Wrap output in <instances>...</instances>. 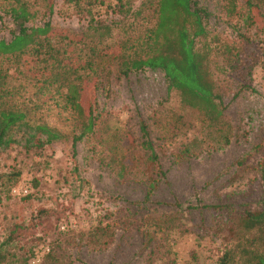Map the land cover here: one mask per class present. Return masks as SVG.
<instances>
[{
	"label": "rangeland",
	"instance_id": "1",
	"mask_svg": "<svg viewBox=\"0 0 264 264\" xmlns=\"http://www.w3.org/2000/svg\"><path fill=\"white\" fill-rule=\"evenodd\" d=\"M26 1L34 13L27 27L49 21L78 34L86 27V10L78 14L65 0H54L51 12L47 0ZM142 1L129 0L130 12L113 0L94 8L111 37L98 43L104 50L92 56V68L80 72L82 103L97 120L74 147L78 121L62 90L27 81L36 73L27 75L25 61L21 75L0 77L1 93L12 90L1 106L18 107L61 134L43 149L14 144L0 155V242L9 234L19 242L16 256L0 264H215L229 244L232 213L263 207L264 32L248 23L246 0H196L209 12L211 72L225 105L218 123L182 105L161 70L121 72L124 55H134L137 37L156 20L153 7L134 14ZM251 2L259 3L264 29V0ZM17 33L3 16L0 40ZM129 35L135 42L124 45ZM204 41L197 38V46ZM70 53L75 63L84 60L78 48ZM140 117L164 172L148 200ZM129 140L134 160L120 178L116 158Z\"/></svg>",
	"mask_w": 264,
	"mask_h": 264
},
{
	"label": "trees",
	"instance_id": "2",
	"mask_svg": "<svg viewBox=\"0 0 264 264\" xmlns=\"http://www.w3.org/2000/svg\"><path fill=\"white\" fill-rule=\"evenodd\" d=\"M65 1L72 4L78 14L86 10V27L79 34L69 28L53 29L49 21L42 26L27 27L26 23L32 22L34 18L28 2L0 0V20L3 16H9L18 27V33L10 42L0 40V77L5 81L13 78L15 73L21 75L19 66L21 61H25L23 70L26 73H36L26 76L27 81L62 90L66 104L75 113L78 121L79 133L73 137L74 147L77 141L93 132L97 120L93 107L86 109L82 103L85 82L80 72L92 68V56L102 55L104 49L101 51L98 43L101 44L106 36L111 37V27L102 23L100 13L95 15L94 11L95 6L105 5L106 0ZM113 1L119 10L131 11L129 0ZM153 1L143 0L134 13L141 14L145 8L153 7L156 20L142 39L137 37L134 55H124L120 63L121 72L127 75L132 70L144 68L161 70L166 78L168 91H176L182 105L198 110L210 123H218L224 115L225 105L216 90L211 72L213 48L207 40L211 33L204 24L209 12L196 0H156L155 5ZM53 3L54 0H47L49 12L52 11ZM246 6L248 23L255 24L259 31L264 32L261 28L263 20L259 3L246 0ZM197 38L205 40L200 48L197 46ZM131 41L135 42L132 35H129L123 44L127 45ZM77 48L82 52L84 60L75 63L70 52H75ZM2 88L0 87V99L12 94L9 85L4 87L3 93ZM95 88L97 89L96 83ZM139 129L142 138L140 147L146 152L144 200H148L164 172L147 125L141 117ZM60 138L61 134L56 128L33 119L32 115L29 116L18 107H3L0 103V155L14 144H20L25 151H30L43 149ZM125 138L126 135L124 140ZM127 145L129 146L121 148L123 153L116 158L120 178L127 176L134 160L131 149L135 147V143L131 140L127 143L123 141V144L121 142V147ZM257 169L264 184V155L258 161ZM228 232L229 244L215 264H264V202L260 210L233 212L228 223ZM14 237L9 234L0 242V263L8 262L16 256L14 251L19 242ZM194 256L193 253L191 258Z\"/></svg>",
	"mask_w": 264,
	"mask_h": 264
}]
</instances>
